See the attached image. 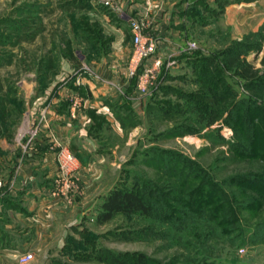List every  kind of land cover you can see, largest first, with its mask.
<instances>
[{
	"label": "rangeland",
	"instance_id": "1",
	"mask_svg": "<svg viewBox=\"0 0 264 264\" xmlns=\"http://www.w3.org/2000/svg\"><path fill=\"white\" fill-rule=\"evenodd\" d=\"M185 1L191 0H178ZM185 6L181 15L189 19L193 13L195 19L179 42L181 54L164 68L146 97L136 95L128 80L133 99L145 102L144 114H113L118 129L98 117L94 165L83 166L88 156L57 144L54 175L38 182L31 203L20 200L16 175L5 180L0 195L6 207L1 211L0 264H19V253L29 250L33 258L26 264H106L97 259L103 250L143 254L152 264H264V190L238 179L256 178L264 170V160L235 153V130L248 117L246 110L238 116L231 111L242 100L259 106L264 102L246 89L243 79L222 67L220 55L240 42L253 44L254 38L244 37L264 26V0ZM102 20L123 31L127 53L124 22L98 0H0V128L6 129L11 142L16 134L21 136L24 152L35 144L47 104L62 88L72 90L85 76L93 79L92 66L102 61L116 60L126 69L128 60L115 54L114 35ZM190 40L197 49L186 50ZM257 48L255 44L244 58L261 74L264 42ZM203 58H214L221 67L215 81L223 80L219 93L225 100L201 97L209 95L198 74ZM66 97L69 116L75 119L84 109V99L77 91ZM202 106L207 111L200 112ZM263 113L262 107L254 110L253 122L257 124ZM32 131V145L25 146ZM259 139L258 150L264 148ZM60 148L77 161L67 177L59 173L56 161ZM18 186L27 188L24 182ZM113 190L144 197L155 192L175 208L169 212L157 201L152 216L118 212L103 221L101 205Z\"/></svg>",
	"mask_w": 264,
	"mask_h": 264
},
{
	"label": "crops",
	"instance_id": "2",
	"mask_svg": "<svg viewBox=\"0 0 264 264\" xmlns=\"http://www.w3.org/2000/svg\"><path fill=\"white\" fill-rule=\"evenodd\" d=\"M198 2H206L209 5V2H213V0H191L190 2L146 0V2L125 3L123 7L130 15L144 14L153 20L154 29L160 41L159 51L166 54L181 48L179 42L185 36L184 34L189 28L188 25L195 19L191 16L189 19L183 17L181 15L184 9L182 6L186 5L185 7L192 8ZM119 20L124 22L122 27L125 26L127 34L126 44L129 48L127 53H123L125 44L123 31L117 26L116 28L108 25V20H102V22L110 27L111 33L114 35L117 57L128 60L131 48L129 29L125 20ZM92 69L96 78L85 76L83 79H78L74 84L75 88H71L74 91L62 88L57 97H52L50 103L47 104L45 122L41 126L37 140L26 152L19 145L22 143L21 136L17 137L16 134L15 141L11 142L6 137L4 129L0 128V179L5 181L16 175V189L19 190L17 192L21 201L28 203L27 200L33 197L31 194L35 191L38 182H47L54 175L56 169L54 152L57 144H67L81 157L88 156L86 160H82L83 166L94 165L97 157L95 154L97 143L94 138L97 135L96 129L100 126L97 122L98 117L104 116L108 124L110 123L118 129L119 122L113 114L115 116L118 113L125 115L124 113L127 111L141 115L145 113V102L144 100L137 102L133 99V92L129 88L125 69L120 62L116 60L110 63L102 61L94 64ZM75 91L80 93L85 104L82 113L77 118L71 119L65 100L69 93L72 94ZM92 151L94 153H91ZM18 165H20L19 168L16 167ZM23 182L26 183L27 188L17 187V184H23ZM44 187L46 186L44 185ZM5 209L4 203L0 200V221L1 215L4 213L1 211Z\"/></svg>",
	"mask_w": 264,
	"mask_h": 264
},
{
	"label": "trees",
	"instance_id": "3",
	"mask_svg": "<svg viewBox=\"0 0 264 264\" xmlns=\"http://www.w3.org/2000/svg\"><path fill=\"white\" fill-rule=\"evenodd\" d=\"M220 2V1H219ZM228 2V1H226ZM195 7V6H194ZM193 8V7H192ZM195 14V13H194ZM193 15V13H192ZM191 15V16H192ZM195 16V15H194ZM118 19V18H117ZM264 30V26L260 28L258 33L249 34L244 37V40H249L254 38L255 41L253 44L240 42L235 44L234 47H230L228 50L220 53L223 61V66L228 71H233L235 75L240 77L245 81V87L251 93H256L257 96H260L261 100L264 102V70L261 74L257 70H254L253 67L246 62L245 56L248 54V51L254 48L255 44L257 49L260 48V43L264 42V36H262L261 32ZM257 39V41H256ZM264 64V57H263ZM199 76L201 84H203L207 89H209L208 96H201L203 100L210 98L213 101H221L225 100V94H220L219 90L221 85H224L223 80L221 82H216L215 78H218L221 75V67L217 65L216 60L214 58H203L200 60V64L198 66ZM197 74V75H198ZM134 82L131 81V84ZM134 86V85H133ZM254 95V96H256ZM262 107L264 110V105H256L249 103L245 100H242L238 103H235L231 107V111L235 116H238L240 110H246L247 120L241 119L242 127L236 132V143L234 147L235 153H242L245 155L263 158V154L261 155V151L264 152V148H259V151L255 145L257 144V137H260L259 140H264V113L261 114L259 122L256 124L253 121V111L259 110ZM207 107L202 106L200 112H202ZM207 111V109H206ZM248 115V116H247ZM1 116V115H0ZM240 119V118H239ZM259 128L260 131L256 129ZM6 129H4L5 132ZM240 132V134H239ZM258 133V134H257ZM250 141V142H249ZM247 144H243V143ZM250 149L251 152L248 150ZM245 150V152H244ZM172 169L174 167L172 166ZM258 175V174H257ZM238 179L240 183H248V185H254L258 187L260 190H264V170L259 173L256 178H252L250 176L240 177ZM238 184V183H236ZM239 185V184H238ZM244 185V184H242ZM240 185V186H242ZM213 186V184H212ZM215 191H217L214 188ZM218 192V191H217ZM157 193L150 194L148 197H144L138 192L128 191V190H113L111 191L105 200L102 203V212L99 214V218L103 221L108 220L114 213L118 212H138L141 214L152 216L154 213L155 207H157V201L164 203L161 206H166L167 210L172 212L175 208V205L169 204L167 201H162L160 196L156 195ZM218 196V195H217ZM160 204V203H159ZM218 204L215 206L217 207ZM213 207V208H215ZM97 259L106 264H152L147 257L143 254L131 255L128 256L126 253H114L108 250H103L97 255Z\"/></svg>",
	"mask_w": 264,
	"mask_h": 264
},
{
	"label": "built area",
	"instance_id": "4",
	"mask_svg": "<svg viewBox=\"0 0 264 264\" xmlns=\"http://www.w3.org/2000/svg\"><path fill=\"white\" fill-rule=\"evenodd\" d=\"M98 3L102 8L115 15L116 18L127 22L131 45V52L125 69L127 78L129 81L134 82L133 92L138 96L146 97L156 86L164 68H169L175 64V57L181 54L182 49L179 48L175 52L162 54L159 51L160 41L154 29L152 19L144 14L130 15L124 9L122 2L98 0ZM197 48V44L194 41H186V50L191 51ZM165 55L168 56H166L167 61H165ZM78 101L77 99L75 100L73 110L78 105ZM35 136V131L30 132L29 143L25 146L30 145ZM56 161L58 163L59 173L62 176L67 177L74 172L77 161L66 148L59 149L56 155ZM6 183L7 181L0 179V195L4 191L3 189ZM32 258L33 253L31 250L21 252L18 255V263L26 264Z\"/></svg>",
	"mask_w": 264,
	"mask_h": 264
}]
</instances>
